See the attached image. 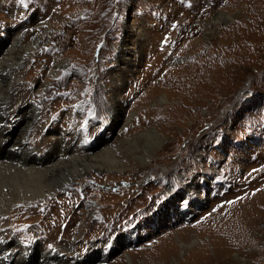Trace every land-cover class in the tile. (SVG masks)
Here are the masks:
<instances>
[{
    "label": "rangeland",
    "instance_id": "rangeland-1",
    "mask_svg": "<svg viewBox=\"0 0 264 264\" xmlns=\"http://www.w3.org/2000/svg\"><path fill=\"white\" fill-rule=\"evenodd\" d=\"M221 11L224 18L211 24ZM122 40L139 44L140 56L114 97ZM0 57L10 60L4 76L18 67L7 90L8 131L20 135L15 112L23 99L37 107L26 149L47 154L53 127L98 163L112 147L126 165L62 177L57 193L38 201L51 205L59 195L77 202L67 229L82 227L70 238L58 234L54 218L45 222L40 204L17 211L24 201L0 195L10 247L22 254L31 245L56 249L73 264H129L128 256L133 264H264V0H0ZM149 61L163 66L134 88ZM207 72L208 84L200 79ZM176 73L193 75L194 96L176 90ZM150 91L175 92L191 105H166L149 121L147 107L165 103L149 101ZM116 99L124 120L114 130ZM150 127L163 140L146 162L139 156L153 147ZM14 173L2 168L0 178ZM60 203L49 216L62 212ZM196 237L183 252L178 238ZM33 258L40 259L37 250Z\"/></svg>",
    "mask_w": 264,
    "mask_h": 264
},
{
    "label": "bare ground",
    "instance_id": "bare-ground-1",
    "mask_svg": "<svg viewBox=\"0 0 264 264\" xmlns=\"http://www.w3.org/2000/svg\"><path fill=\"white\" fill-rule=\"evenodd\" d=\"M223 18H224V12L221 11V12H219V14L215 18H213L211 20V24H215V23L221 21ZM134 34L138 35V31H136V32L134 31ZM41 39H42V36H39L37 39L38 42H42ZM118 47H119V51H121V53L117 54V55H121L123 63H120L121 64L120 70L113 74V78L116 80V82H112L110 88L112 89V94L114 97L119 96L120 89L122 86V84L120 83V80L125 81L127 74H128V71L131 70V68H132L131 65H135L134 60L140 56V51H139L140 45L139 44L138 45H132V44H128L127 42H125V40H122V42L119 44ZM12 50L10 49V51L8 53L11 54ZM133 50H135L134 51L135 58H133L132 55L130 54V52ZM168 56H169V54H168ZM190 56L192 57V55H190ZM150 57H152V56L150 55ZM7 61H10L9 57H4L2 62H1V57H0V63H2V65H0V169H2V168L4 169L5 167H11L12 169H14L15 173L12 174L11 177L9 176L7 178H0V195L4 196L5 198L4 197L3 198L5 200H8V201L11 198L13 199L12 200L13 202L24 201V203H22L21 205L18 206L17 211H20L21 209L30 207L32 205H38V204H40L38 201H40L41 199L47 200V198L50 195H53L54 193L56 194L58 186L60 184L64 183V181L62 180V177H65L66 180L69 181V180H71V178H74L75 175L81 174V173L86 175V174H90L94 171L98 172V171H101L102 169L104 170L106 168L108 170L110 169V171L114 170L113 168H116L117 171L121 172L126 167L123 160L116 158V156L113 157L114 155L113 156L111 155V151L114 150V149H111L112 147L106 152V154H103L101 156L102 162L98 163L97 160L93 159L94 157L97 156L96 154H94L90 151L85 152V153L80 152L76 149V147L74 145L64 144V133L62 131H55L53 129V127L50 130L55 135V137H53V141L51 143L52 145L49 148L50 151L47 154H45V155L37 154L35 147L30 148V149L29 148L26 149L27 133L30 130V125L33 123L34 116L37 113V107L35 105V102L32 99H27V98L22 100L19 108L17 107L18 109L15 112V126L19 127V129H20L19 130L20 131L19 136H15L14 132H9L7 127H5V122H4L6 119L5 112H6V108L10 105L9 95L7 94V90L9 87V81L11 78L16 77L15 76L16 74H14V73L18 69V67H14L15 69L13 70L14 71L13 73H11V74L9 73V75H7V76L5 74V76H4V73H5V72L3 73L4 66H5L4 63ZM63 61L64 60H62V61L57 60V64L60 65L63 63ZM149 62L150 63L148 65L147 69H145L143 71L142 75L139 76V80L135 84L134 88H137L141 84L148 82L150 80V76H151L150 74L152 73L154 75L155 73H157L160 70V67L163 66L162 63H160V62L157 63V61H149ZM173 62H174L173 57L172 58L170 57L167 64L172 65ZM207 68H208V66H207ZM206 71L207 70L205 69V70L201 71L199 74L205 73ZM37 73H36V75H37ZM170 76L172 77L173 82L177 84L176 90H182L183 87H185L184 90H185V93L187 96L192 97L195 95L193 93L194 89L192 86V81L189 78L193 75L185 74V77L182 78L181 74L176 73L174 75L171 74ZM203 76L204 77H202L200 79L208 84L211 80L210 73L207 72ZM167 78H168V76H167ZM199 90H207V89L203 88V89H199ZM148 93L149 94L147 95V98L149 99V101L152 99H158V100L164 99L165 100V103H163L162 105L158 104L156 106L147 107L146 111L142 113V115L152 114L148 118H145L149 121H151V120L154 121L156 119L154 117H157L156 116L157 112L162 110L161 108H165L166 105L171 106V107L180 106L181 104H184V103L191 105V100H189V99L184 100L182 98H177L178 94L175 92H171V93L167 92L165 94V96L161 95L160 93H156L155 91H150ZM119 101H120L119 99H116L115 102H112V106H111L110 111H109L110 112L109 116H111L114 120H116V121H114V123L111 124V129H114V130L117 129L119 127V123L124 120L123 115H121V113H120L121 112L120 111L121 110L120 109L121 103H119ZM193 114H194V112H193ZM42 118H43V116H41V119ZM41 119H40V121H39V119L36 121V123L33 126V130L36 129V124L38 121H39L38 124H40ZM122 127H124V126H122ZM160 131L155 127H150L148 129H146V131H145L146 136L147 137L149 136L150 139H153L151 141L153 147L151 149L150 148L147 149V154L140 155L139 156L140 159L143 158L144 161L147 162L150 158L151 153H154L156 147H158L161 144L163 137H162V134L160 133ZM140 134L143 135L142 132ZM145 140H146V138H145ZM3 143H6V144L3 145ZM134 155L137 156L136 154H134ZM110 156H112V157H110ZM105 158H107V159H105ZM81 161H83V162L81 163ZM10 171H11V169H10ZM57 182L59 185L56 184ZM58 196L59 195L52 197L53 199L50 198V200H52V202L53 201H57V202L61 201V203H60L61 204L60 205V207H61L60 211H62L61 213L56 214L55 210H53L55 212V216H53V215H52V217L49 216L50 215L49 211L52 210V208L57 207L55 205V204H57V202H54L55 204H53L51 202V205H48V204L47 205H41L40 204L39 208L45 210V215H46L45 222H48L51 218H54L53 221H55L56 226L60 228V229H57L58 234L61 231H63L61 237L70 238L72 236H75L80 231V228L82 227L81 222H80V223H78L79 225H76L74 227H70L69 229H67V227H68L67 223H69V221L74 220L73 219L74 211H73L72 203L74 204V202H76V201H73L71 203L70 200H68V202H70V203H66L67 201H65V200L62 201V199H59ZM46 200H45V202H46ZM42 202H44V201H42ZM99 209H101V208H99ZM98 214H100V211ZM1 219H5V216L4 215L1 216ZM80 219H79V217L76 218V220H80ZM64 221H65V223H64ZM62 223L66 224V226H63L61 228L60 226ZM89 226L90 225L88 223H87V225L84 226V229H85L84 232L85 233L86 232L88 233V230H90ZM47 230H48L47 233H50L49 232L50 229H47ZM194 232H195V230H194ZM195 233L197 234V232H195ZM199 239H201V238H199ZM8 240L9 239H5L3 237V235L1 234V229H0V264H73V263L69 262V259H67V256H65V254L63 252L61 253L60 251H58L56 249H52V248H47V249H44L41 252H39L37 246L31 245L28 248L27 252L31 248H32V250H34V249L35 250L32 253L28 252L26 254H22L17 249H15L14 247H10ZM197 241H198L197 237L193 238L192 241L188 242V243H186L183 240H179V238H178V242L181 246V249H183L182 250L183 252H185L186 247H188V248L191 247L192 245L197 243ZM196 248H198V247H196ZM36 250H37V254H39L40 259L33 258ZM190 254H192V253H190ZM127 258H128L129 264H133V260L131 259V256H128Z\"/></svg>",
    "mask_w": 264,
    "mask_h": 264
}]
</instances>
